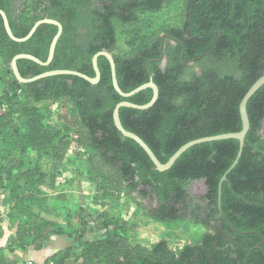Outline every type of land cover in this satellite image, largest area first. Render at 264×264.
<instances>
[{"label":"trees","instance_id":"1","mask_svg":"<svg viewBox=\"0 0 264 264\" xmlns=\"http://www.w3.org/2000/svg\"><path fill=\"white\" fill-rule=\"evenodd\" d=\"M177 1L183 4L181 23L152 33V21L146 15L165 10L171 0H0V10L16 38L25 37L45 18L62 26L48 66L17 61L22 78L55 70L94 77L92 57L103 50L112 55L121 91L130 92L151 77L158 88L153 106L147 110L121 108L119 119L164 164L192 140L240 131L239 104L264 74V0ZM119 29L127 32L123 38L130 51L114 55ZM56 32L54 25L42 24L29 40L14 42L0 16V63L9 67V80L0 76L1 160L30 152L43 160L40 168L21 161L0 165V193L6 194L2 203L7 206L4 218L9 228L16 226L6 252L39 249L52 235L67 236L74 244L45 264L69 260L80 264H264V137L260 135L264 85L247 102L249 130L242 153L222 184L221 212L235 229L247 233L238 235L222 219L217 206L218 183L236 157L237 141L195 145L160 173L140 146L122 136L112 118L118 103L147 104L152 91L121 97L113 88L104 57L97 60L100 80L96 85L69 75L17 82L10 69L12 58L28 54L45 62ZM160 34L168 36L162 40V48ZM187 61L198 69L192 70ZM50 103L68 106L74 118L57 124ZM69 137L90 162L101 163L97 169L104 189L114 187L149 197L157 205L149 214L154 222H187L207 231L179 249L163 238L146 248L131 245L127 231L116 220H107L96 230L103 231L100 238L86 240L85 224L72 234L48 218L52 213L48 207L38 205L33 211L45 193L43 187L54 186L53 176L67 157L64 141ZM20 176L33 179L28 193L17 186ZM46 177H50L49 183ZM198 181L206 191L196 200L188 188ZM14 201L17 204L10 205ZM0 264L13 262L0 254Z\"/></svg>","mask_w":264,"mask_h":264},{"label":"rangeland","instance_id":"2","mask_svg":"<svg viewBox=\"0 0 264 264\" xmlns=\"http://www.w3.org/2000/svg\"><path fill=\"white\" fill-rule=\"evenodd\" d=\"M171 2L165 10L146 15L148 22L152 21L149 33L163 30L179 20L181 23L179 10L183 4L177 0H171ZM118 33L120 40L114 46L112 54L122 55V51L129 53L130 47L124 44L126 37L123 38L127 32L119 29ZM8 68L7 64L0 63V76L5 82L9 80ZM190 68L198 69L194 63L190 65ZM50 109L53 113V120L57 124H62L67 118H74L70 108L61 103L51 104ZM260 135L264 137V122ZM71 139L73 140V137L64 141L67 157L59 165L58 174L55 173L53 176L55 179L53 188L43 187L45 193L39 196V201L32 207L33 211L37 210L38 205L48 207L52 210L48 218L72 234L85 224L87 232L91 230L88 236H85L86 240L95 238L96 235L92 233L103 226L105 221L116 220L127 231L131 245L139 243L146 248H150L158 239L163 238L170 241L173 249H179L185 243L199 240L207 231L201 226H193L187 222L172 225L154 222L149 218V214L155 211L157 205L149 197H141L136 191L130 193L128 190L114 187L104 189L97 169L101 163L90 162L82 148L74 144ZM18 161L25 166H36L37 168L43 166V160L38 158L34 152L28 153L25 157L12 154L6 162L1 160L0 155V165L12 166ZM45 181L49 183L50 177H46ZM31 182H33L32 178L20 176L16 183L20 189L28 193L26 189ZM205 191L206 188L202 181L194 182L188 188L189 195L196 200H199ZM5 196V193H0V226L5 220L4 215L7 209V206H3L2 203ZM16 204L15 201L10 203V205ZM48 232L50 234V231ZM101 233L103 231L100 230L97 236Z\"/></svg>","mask_w":264,"mask_h":264},{"label":"water","instance_id":"3","mask_svg":"<svg viewBox=\"0 0 264 264\" xmlns=\"http://www.w3.org/2000/svg\"><path fill=\"white\" fill-rule=\"evenodd\" d=\"M0 16L3 20L4 29H5L7 36L9 37V39L14 41V42H18V43H22V42L29 40L32 37V35L35 33L36 29L42 24L54 25L55 27H57V32L51 41V44H50L49 50H48L47 59L45 62H42L39 59L35 58L34 56H31L28 54H18L12 58V60L10 62V69L12 71L13 76L15 77L17 82L20 84L33 83V82L39 81V80L47 78V77L69 75V76L81 78L82 80L88 82L91 85H96V84H98V82L100 80V73H99V70L97 67V60L99 57H104L108 61L109 66H110V73H111V80H112L113 88L116 91V93L119 94L121 97L129 98V97L137 94L138 92H140L142 90L150 89L152 91V97H151V100L147 104L135 105V104H132V103H129L126 101L120 102L115 106L113 113H112V118H113V123H114V126L116 127V129L122 134L123 137L134 141L138 146L141 147V149L146 153V155L149 157L150 161L153 163L156 171H158L160 173L166 172L167 170H169L172 167V165L175 163V161L185 151H187L189 148H191L195 145L202 144V143H208V142L221 141V140H235V141H237L238 142V151H237L236 157L233 160L231 166L226 170V172L223 174V176L221 177V179L218 183L217 206H218V209L220 211V215H221L222 219L227 223V225L232 229V231H234L238 235L247 234L245 232H241V231H238L237 229H235L230 224V222L222 215V212H221V190H222V184L226 180V176L228 175V173L231 170H233V168L236 166V164L238 163V160L241 156L243 145H244V139H245V136L249 130V120H248V116H247L246 105H247L248 100L264 85V74L252 84V86L247 90V92L245 93V95L243 96V98L239 104V116H240V121H241L240 131L234 132V133L219 134V135H215V136L204 137V138L192 140V141L184 144L183 146H181L168 159V161L166 163L162 164L157 160V158L155 157L153 152L149 149V147L138 136H136L135 134H133L129 131H126L123 128V126L121 125L120 119H119V110L121 108H131V109H135V110H147L153 106V104L156 102V100L158 98V88L153 83L151 77L147 83L140 85L139 87L135 88L134 90H132L130 92L125 93V92L121 91V89L119 88V86L117 84L116 74H115V65H114L112 55L110 53H108L107 51L103 50V51L96 53L92 57V68H93V72H94V77H88L82 73H79L76 71H71V70H55V71L44 72L40 75L31 77V78H22L20 76L18 68H17V61L21 60V59H25V60L32 61L38 65H41V66H48L53 59L57 41H58V39L62 33V26L60 25V23H58L55 20L45 18V19L37 21L25 37L16 38V37H14V35L11 32V29L9 27L8 20L6 18L5 13L1 10H0ZM162 39H163V36H161V42H162ZM160 48H162V43L160 45ZM164 62H165V59H163V63ZM252 233H255V232H252Z\"/></svg>","mask_w":264,"mask_h":264},{"label":"crops","instance_id":"4","mask_svg":"<svg viewBox=\"0 0 264 264\" xmlns=\"http://www.w3.org/2000/svg\"><path fill=\"white\" fill-rule=\"evenodd\" d=\"M2 235L0 236V254L4 259L13 262V264H45V261L68 247L73 246V241L67 236H50L45 240L42 246L37 249L33 247H28L26 249H16L12 253L6 252V246L10 237H13L16 231V226L12 228L8 227L6 220L1 224ZM89 230L86 234L88 236ZM99 231H94L92 234L96 235L95 238L90 240H96L100 238L97 236ZM102 234V233H101ZM91 235V234H90ZM65 264H80V262H75L73 260L66 261Z\"/></svg>","mask_w":264,"mask_h":264},{"label":"flooded vegetation","instance_id":"5","mask_svg":"<svg viewBox=\"0 0 264 264\" xmlns=\"http://www.w3.org/2000/svg\"><path fill=\"white\" fill-rule=\"evenodd\" d=\"M161 36H163V39L168 40V36H167L166 34H162ZM163 39H162V40H163ZM161 43H162V42H161ZM165 61H166V60H165ZM165 63H166V62L163 63V61H162V67H164ZM186 63H187L189 66H190L191 64H193L192 62L190 63V61H187Z\"/></svg>","mask_w":264,"mask_h":264},{"label":"built area","instance_id":"6","mask_svg":"<svg viewBox=\"0 0 264 264\" xmlns=\"http://www.w3.org/2000/svg\"><path fill=\"white\" fill-rule=\"evenodd\" d=\"M50 264H53V263H50Z\"/></svg>","mask_w":264,"mask_h":264}]
</instances>
